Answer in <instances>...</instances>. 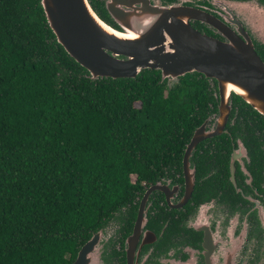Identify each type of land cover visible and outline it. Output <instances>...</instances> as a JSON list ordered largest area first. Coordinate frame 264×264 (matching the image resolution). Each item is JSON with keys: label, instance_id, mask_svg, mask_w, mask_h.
Returning <instances> with one entry per match:
<instances>
[{"label": "trees", "instance_id": "16d2710c", "mask_svg": "<svg viewBox=\"0 0 264 264\" xmlns=\"http://www.w3.org/2000/svg\"><path fill=\"white\" fill-rule=\"evenodd\" d=\"M88 1L115 26L102 0ZM215 84L195 71L169 83L147 68L91 78L56 41L39 0H0V264H71L109 225L118 264V222L128 231L136 196L179 165L194 128L216 110ZM230 99L227 128L248 148L264 117Z\"/></svg>", "mask_w": 264, "mask_h": 264}, {"label": "flooded vegetation", "instance_id": "af4514ba", "mask_svg": "<svg viewBox=\"0 0 264 264\" xmlns=\"http://www.w3.org/2000/svg\"><path fill=\"white\" fill-rule=\"evenodd\" d=\"M157 1L163 4L166 0ZM170 1L202 9L242 37L240 26L264 63L263 41H253L235 17L227 16V10L223 9L226 15L215 10L213 0ZM189 23L199 32L224 40L203 22ZM213 94L216 110L202 121L205 132L216 126L217 88ZM230 114L229 110L219 133L206 136L191 147L184 167L182 159L190 138L176 156L179 165H167L163 174L136 196L129 230L120 233L118 222V264H264V134L256 141L248 140L247 148L244 133L229 132L227 126L233 124L236 109ZM223 134L225 137H221ZM256 146L260 151L252 155L250 150ZM153 185L158 187L146 196L144 215L133 234L140 199ZM106 260V264H114L110 249Z\"/></svg>", "mask_w": 264, "mask_h": 264}, {"label": "water", "instance_id": "95a60500", "mask_svg": "<svg viewBox=\"0 0 264 264\" xmlns=\"http://www.w3.org/2000/svg\"><path fill=\"white\" fill-rule=\"evenodd\" d=\"M230 1L247 3L251 0ZM39 3L56 41L88 71L91 78L134 77L141 69L147 68L159 70L161 78L171 80L195 71L216 81L219 99L216 126L205 132L202 122L193 131L185 148L183 167L189 150L197 141L220 132L230 110L231 92L264 117V110L258 109L248 99L261 102L264 109V63L240 26L238 31L242 37L210 13L175 2L104 0V7L117 27L102 20L88 0H39ZM92 15L110 29L120 32L133 28L141 16H150L151 19L139 31L137 38L124 39L103 31ZM190 20L205 23L224 40L197 31L190 25ZM221 81L236 84L246 96L229 91L224 102ZM156 187L146 188L140 199L133 234L139 228L142 213L144 215L146 196ZM106 227L98 229L79 247L71 264L107 263L108 242L112 234L105 232ZM104 235L106 238L103 240Z\"/></svg>", "mask_w": 264, "mask_h": 264}, {"label": "rangeland", "instance_id": "374dc122", "mask_svg": "<svg viewBox=\"0 0 264 264\" xmlns=\"http://www.w3.org/2000/svg\"><path fill=\"white\" fill-rule=\"evenodd\" d=\"M215 10L227 16L235 17L253 41L264 43V6L259 5L254 0L247 3H234L226 0H213ZM224 9V10H223ZM175 80L167 79V82L173 83ZM113 225L106 227L105 232L112 233ZM105 233V234H106ZM106 236H103V240Z\"/></svg>", "mask_w": 264, "mask_h": 264}, {"label": "bare ground", "instance_id": "6f19581e", "mask_svg": "<svg viewBox=\"0 0 264 264\" xmlns=\"http://www.w3.org/2000/svg\"><path fill=\"white\" fill-rule=\"evenodd\" d=\"M92 17L94 18V20L97 22V24L100 26V28L107 32L110 33L112 35H115L119 38H124V39H135L138 37V33L139 31L149 23L151 17L150 16H141V18L139 19L138 23H135L133 25V28H126L125 31H114L112 29H110L108 26H106L105 24H103L101 21H99L98 19H96V17H94V15H92ZM221 86L223 89V98H224V102L226 100V95L229 91H235L237 93H240L244 96H246L245 91L237 86L234 83L228 82V81H221ZM258 109L260 110H264L262 107L261 102L248 98ZM222 111H224V107H222Z\"/></svg>", "mask_w": 264, "mask_h": 264}]
</instances>
